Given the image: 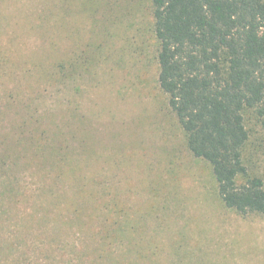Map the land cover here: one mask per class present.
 I'll use <instances>...</instances> for the list:
<instances>
[{"label": "rangeland", "instance_id": "rangeland-1", "mask_svg": "<svg viewBox=\"0 0 264 264\" xmlns=\"http://www.w3.org/2000/svg\"><path fill=\"white\" fill-rule=\"evenodd\" d=\"M0 55V264H264V215L223 204L159 87L149 0H0Z\"/></svg>", "mask_w": 264, "mask_h": 264}, {"label": "trees", "instance_id": "trees-1", "mask_svg": "<svg viewBox=\"0 0 264 264\" xmlns=\"http://www.w3.org/2000/svg\"><path fill=\"white\" fill-rule=\"evenodd\" d=\"M149 1L157 81L188 149L227 208L264 215V178L247 164L249 122L264 132V0Z\"/></svg>", "mask_w": 264, "mask_h": 264}]
</instances>
